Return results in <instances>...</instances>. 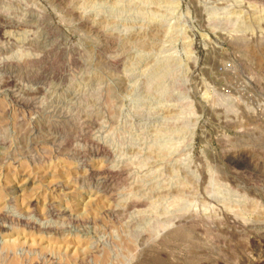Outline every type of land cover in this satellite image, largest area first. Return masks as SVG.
I'll list each match as a JSON object with an SVG mask.
<instances>
[{
	"label": "rangeland",
	"instance_id": "374dc122",
	"mask_svg": "<svg viewBox=\"0 0 264 264\" xmlns=\"http://www.w3.org/2000/svg\"><path fill=\"white\" fill-rule=\"evenodd\" d=\"M263 259L264 0H0V264Z\"/></svg>",
	"mask_w": 264,
	"mask_h": 264
},
{
	"label": "bare ground",
	"instance_id": "6f19581e",
	"mask_svg": "<svg viewBox=\"0 0 264 264\" xmlns=\"http://www.w3.org/2000/svg\"><path fill=\"white\" fill-rule=\"evenodd\" d=\"M188 219V218H187ZM186 229V228H185ZM174 233V232H173ZM264 260V259H263Z\"/></svg>",
	"mask_w": 264,
	"mask_h": 264
}]
</instances>
